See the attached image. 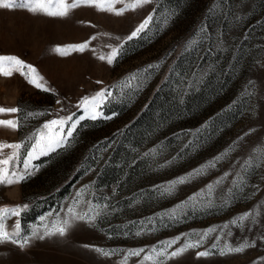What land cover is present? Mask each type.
<instances>
[{
    "label": "rangeland",
    "instance_id": "rangeland-1",
    "mask_svg": "<svg viewBox=\"0 0 264 264\" xmlns=\"http://www.w3.org/2000/svg\"><path fill=\"white\" fill-rule=\"evenodd\" d=\"M213 4H220V7L215 13H210ZM154 8L157 17L174 9L179 14L157 36L128 41L127 53L113 65L100 61L92 54L91 48L83 53L72 52L68 56L53 51L57 44L81 43L85 40H90L91 47L98 50L108 43H116L114 39L103 35L97 36L95 40H91V37L103 32H110L113 37L126 36ZM205 19L212 34L211 41H204L198 50L178 56L181 52L178 45L193 36ZM221 34L226 41L224 48L217 47ZM262 46L264 0H155L122 16L100 12L92 6H81L66 18L32 15L21 9H0V54H15L35 65L59 94L35 88L19 73L10 78L0 76V106H18L26 111L59 110L60 105L56 101L60 99L66 105L70 101V106L75 110L76 102L83 95L111 85L128 73L161 60L175 49L130 103L114 102L105 109L108 113L115 111V117L97 122L87 121V127L78 129V140L71 149L52 157H41L36 161L41 164L40 171L27 182L0 187V206L31 203L30 209L21 217L22 227L26 230L39 223V217L45 212L58 211L66 203V197L90 181L95 182L101 194L100 199L107 197V202L116 211L103 218L98 227L85 226L76 232L71 243H57L52 239L33 241L25 250L12 245L0 246V264H122L120 251L104 257L81 246L93 244L114 250L142 247L147 251L151 246L177 235L200 233L210 227L226 224L231 218L264 202V181L260 179L264 175V168H261L250 181V184L259 185L260 190L249 186L245 194L230 205L190 213L167 227L157 222L149 225L156 229L154 232L140 236L120 234L126 230L135 233L137 227L143 226L139 223L141 220L171 209L179 201L198 192L240 159L248 151V145L264 142L258 127L259 117L246 111L247 98L240 99L249 79H264V67L259 63L264 57ZM104 50L107 51L106 48ZM234 54L237 57L235 60ZM173 62L178 71L189 75L198 66L204 68L208 64L213 65L200 89L189 92L183 104L175 91V76L166 84H161ZM238 100V103H234ZM252 103L264 106V98H253ZM145 105L148 107L145 108ZM229 105H232L231 109L223 111ZM23 115L3 114L0 118L19 116L22 119ZM51 116L52 113L48 112L44 116L32 118L27 125L17 130L0 126V141H19ZM210 119L211 126L200 134V147L196 150L185 148L184 145L191 139V130L201 128ZM250 126H256L257 133L246 137L245 148L232 153L216 169L182 185L173 197L148 195L151 185L198 167L227 148ZM110 141L115 143L100 158L94 146H103ZM161 142L166 145L162 159L177 154L184 158L172 167L159 171L149 168L148 159H136ZM134 159L136 163L133 164ZM227 184L228 181L223 188L226 189ZM133 201L137 203L130 206ZM14 219H9V225L14 223ZM258 234V226L251 231L233 229L230 238L233 244L245 237L256 240L255 245L242 253L217 254L207 261L196 258L195 250H192L177 264H264V241L257 239ZM192 238L195 239V235ZM183 239L182 236L181 241ZM211 242L210 239L208 243ZM142 261L143 254L130 257L128 264Z\"/></svg>",
    "mask_w": 264,
    "mask_h": 264
},
{
    "label": "snow or ice",
    "instance_id": "snow-or-ice-1",
    "mask_svg": "<svg viewBox=\"0 0 264 264\" xmlns=\"http://www.w3.org/2000/svg\"><path fill=\"white\" fill-rule=\"evenodd\" d=\"M155 0H0V9L7 10H26L32 15H46L54 18H66L74 9L81 6H92L97 11L122 16L129 11H136L145 5L154 3ZM220 4H213L209 9L210 13H215ZM156 9L140 22L130 34L126 36H115L110 32L97 33L91 37L95 40L97 36L103 35L114 39L116 43H108L104 48L96 49L91 47V41L85 40L81 43L66 45L57 44L53 51L61 56H68L72 52L83 53L91 48L92 54L97 56L100 61H106L108 65H113L118 58L125 55L128 51L127 42L134 38L150 39L162 33L179 14L178 10H171L163 16L155 15ZM211 32L207 19L203 20L195 34L187 38L182 45L181 52L177 55H184L198 50L204 41H211ZM218 48L226 47V41L222 34L217 42ZM264 48V46H262ZM175 49H172L164 58L154 63H149L143 68H138L134 72L128 73L117 82L101 87L99 90L90 94L83 95L78 99L75 110L72 109L71 102L63 104L60 99L56 103L60 105L59 110L45 109L41 111H26L18 106H0V115L24 113L23 118L12 116L11 118H0V126L12 130L20 129L27 125L32 118L52 113L51 118L29 131L22 139L16 142L0 141V187L12 186L27 182L34 177L41 169V164L36 163L41 157H52L61 152L71 149L78 140V129L87 127V121L97 122L100 120H110L117 113L105 111L114 102H131L135 96L146 86L156 72H158L168 57L172 56ZM237 57L234 54L233 59ZM264 67V57L259 62ZM233 67V65H230ZM213 69L212 64L206 67H197L189 74L177 70L175 62L169 65L168 72L161 84H166L172 76L177 78L175 91L178 94L181 104L187 94L193 90H199L209 72ZM19 73L24 79L35 88L49 93H56L46 80L39 69L15 54H0V76L5 78L12 77ZM98 83H103L98 81ZM59 95L58 93H56ZM247 98L248 107L246 111L259 117L260 135L264 136V106L252 103L253 98H264V79L257 81L249 79L241 92V98ZM234 101V103H238ZM148 106L145 105V108ZM232 105L228 106L227 111ZM79 113V114H77ZM220 115V114H218ZM85 122V123H82ZM212 120L205 121L201 128L191 130V139L184 145L185 148L196 150L200 147V134L204 129L211 126ZM258 128L250 126L247 131L238 135L231 144L214 157L189 172L176 176L160 184L150 186L151 191L148 195H155L158 198L173 197L187 184L199 177L205 176L209 171L216 169L218 165L228 160L232 153L243 150L247 144L246 137L256 134ZM115 141H110L103 146H94L103 157V153L108 151ZM136 151V149H132ZM166 152V145L161 142L142 153L136 159H148L149 168L163 170L172 167L184 157L180 154L171 158L162 159ZM136 159L132 163H136ZM264 168V142L248 145V151L240 159L213 181L205 185L198 192H195L179 201L171 209L162 210L153 217L141 220L140 227L136 228L135 233L130 230L121 232V235L140 236L145 233L154 232L157 222L162 227H167L172 223L180 221L190 213L206 211L212 207H224L239 196H243L246 189L251 186L260 190V186L250 184L251 177L256 174L258 169ZM92 171L91 168L88 169ZM97 175H99L97 173ZM264 181V175L260 176ZM228 181L226 189L223 188ZM115 191V188L113 189ZM95 182L90 181L78 187L74 194L66 197V203L59 207V210L45 212L39 217V223L30 226L26 230L22 227L21 217L25 211L32 206L30 202L18 203L12 206H0V246L12 245L19 250L29 248L33 241H45L52 239L57 243H71L76 232L85 226L98 227L103 218L116 211L112 208L107 197L100 199ZM137 201H133L130 206H134ZM10 218H15L14 223L9 225ZM264 202L256 204L252 209L231 218L228 223L221 226H214L203 230L200 233H189L187 235H177L170 240L161 241L158 245L151 246L147 251L140 248H128L124 250L105 249L93 244H83L81 247L86 250H93L104 257H110L115 252L120 251L123 256L122 264H128L130 257H140L143 254V261L139 264H177L192 250L196 258L207 261L208 258L217 254L228 255L242 253L250 246H254L256 240L241 237L240 241L233 244L231 241L233 229L241 231H251L259 227L257 239L264 241ZM135 223V222H132ZM127 228V225H125ZM195 235V239H193ZM184 237L181 241V237ZM211 239V243L208 241ZM178 242H180L178 244ZM176 245V247H173Z\"/></svg>",
    "mask_w": 264,
    "mask_h": 264
}]
</instances>
